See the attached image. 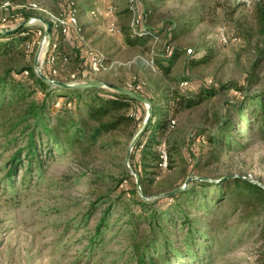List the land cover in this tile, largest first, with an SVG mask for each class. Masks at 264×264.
Returning <instances> with one entry per match:
<instances>
[{"label":"rangeland","instance_id":"1","mask_svg":"<svg viewBox=\"0 0 264 264\" xmlns=\"http://www.w3.org/2000/svg\"><path fill=\"white\" fill-rule=\"evenodd\" d=\"M66 1L0 0V26L15 28L27 21L24 26L43 34L45 25L37 18L54 22ZM69 1L79 10L80 32L65 40L73 49L65 43L68 62L56 65L61 78L56 81L83 83L77 75L96 56L103 66L91 75L89 83H105L143 95L152 101L153 125L168 121L158 147L167 165L149 170L154 175L146 176L153 182L145 184V199L165 196L182 187L189 177L215 181H205L215 185L241 177L264 185V137L254 119L253 104L245 113H238L247 94L264 89V34L256 17L258 4L264 10V0H134L132 6L128 0ZM28 4L40 10L27 8ZM108 5L114 13L107 12ZM127 9L132 11L130 17ZM90 11L96 17H90ZM112 25L119 33L108 31ZM142 31L144 35L136 34L135 40L129 36ZM233 37H237L236 42L228 40ZM46 38L38 57V67L43 70H48L43 63L49 47ZM64 39L56 36L58 42ZM41 40L33 48L27 43L28 58L22 50L24 43L15 44L8 56L0 55V79L7 70L12 74L13 69L33 67ZM197 61L200 63L195 66ZM72 74L75 79H71ZM184 80L186 84H182ZM175 90L186 98L199 99L198 104L171 115L164 98ZM2 98L0 93V101ZM146 112L144 104L132 105L130 114L140 122L136 133ZM142 114L144 119L138 121ZM228 114L237 125L222 138L226 145L231 137L229 145L213 156V146L207 144L206 137L221 128ZM132 139L123 131L110 135L103 150L86 155L75 151L42 154L40 166L30 174L23 164L8 179V161L23 142L8 144L0 129V264H131L134 238L139 240L146 229L130 197L135 177L127 166L132 169L133 148L127 163L125 157ZM124 169L132 178L125 176ZM139 189L142 194L140 184ZM204 190L209 195L205 201L217 197V186ZM225 203L210 206L207 212L201 209L203 222L217 217L212 238L209 242L200 234L195 252L191 250L174 264H264L261 220L239 222L240 209ZM106 209L111 212L96 239L94 229ZM157 257L161 264H167L165 251H159Z\"/></svg>","mask_w":264,"mask_h":264},{"label":"trees","instance_id":"2","mask_svg":"<svg viewBox=\"0 0 264 264\" xmlns=\"http://www.w3.org/2000/svg\"><path fill=\"white\" fill-rule=\"evenodd\" d=\"M67 1L64 3L65 7L70 2ZM130 10L125 11L129 17L132 15ZM27 15L22 16L26 19ZM256 17L264 34V10L261 4H258ZM126 28L129 31V27ZM11 29L14 28L0 26V55L6 57L16 47L15 44L24 43L26 48L22 50L24 56L28 58L29 45L31 44V48L36 46L40 39L37 34L40 30L29 26L14 31H10ZM70 36L71 34L65 36L61 42L57 41L59 51L63 54H65V43L72 48L69 42H65ZM129 36L133 40L136 39L134 35ZM228 40L236 42L237 37ZM50 41H56L54 33L50 36ZM199 63L200 61H197L194 65ZM41 70L49 80L55 81L56 78L60 80L58 75L50 74L49 68L48 70L41 68ZM167 70L165 68L166 72ZM12 72L11 74L7 70L0 79V93L3 95L0 101V129L3 130L8 144H15L18 140L23 144L8 161L6 172L8 179H11L15 170L23 164H26V171L30 174L34 167L40 166L42 154L75 151L80 155H86L89 152L103 150L109 145L108 137L114 133L127 131L129 138L132 139L137 127L140 126V122L135 120L130 110L134 104L140 107L143 104L117 91L103 87L73 90L48 84L38 77L32 65L18 71L13 69ZM142 97L152 105L149 98L143 95ZM164 100L165 106L171 109V115L189 109L199 102V99L186 98L185 94H180L178 90L172 91L171 96L165 97ZM251 103L254 119L258 121L259 132L264 137V89L258 94H247L238 113H245ZM144 116V114L140 115L138 121H142ZM153 117L151 112L149 122L130 155V166L137 173L142 194L147 198L145 184L152 183L153 179L146 176L154 175L149 171L150 169L160 168L158 147L161 136L168 130V121H161L154 126ZM224 119L221 128L215 134L210 133L206 137L207 144L213 146L212 155L229 145L231 137L226 141V145L222 138L231 134L230 131L237 125L232 122L230 114ZM124 174L127 178H132L125 169ZM207 186H217V197L209 201H205L209 196L204 190ZM226 195H228L227 199ZM130 197L133 198L138 218L143 219L146 224V229L139 240L134 238V234L132 249L134 257L131 264H161V260L157 257L159 251L168 254L165 258L167 264H174L173 261L177 262L191 250L195 252V244L199 243L200 234L202 238H209L210 242L217 217L209 221L207 219L205 223L201 219L202 213L207 212L210 206L218 207L223 202L240 209L237 216L239 222L249 224L255 219L261 220L260 239H264V190L239 177L227 178L216 185L194 180L187 189L179 193L153 200L143 199L133 183ZM202 208L204 212L201 211ZM110 212L111 209H106L95 227L93 236L96 239L101 236V230ZM94 237L90 241L89 248Z\"/></svg>","mask_w":264,"mask_h":264},{"label":"built area","instance_id":"3","mask_svg":"<svg viewBox=\"0 0 264 264\" xmlns=\"http://www.w3.org/2000/svg\"><path fill=\"white\" fill-rule=\"evenodd\" d=\"M128 3L130 6H132L134 3V0H128ZM27 6H28L27 8H31L34 10H40L39 7H37L35 4H28ZM3 7L7 8L8 3H5L3 5ZM107 12L109 14L114 13V8L111 5H108L107 6ZM78 13H79V10L73 2L70 1L69 3H67L65 9L61 13H59V15L57 16V18L54 22L50 23L48 21V23L50 24V27H51V35H52V33L55 34V37L58 35L65 37L69 34L78 35L80 32L79 22H78V18H79ZM89 15H90V17H93V18L96 17V14L94 11H90ZM108 31L111 34L119 33V29L115 25H112L108 29ZM42 32L43 31H39L37 34L40 36V38L42 37L41 42L43 43L45 41L46 37H44V33L42 34ZM136 34H138L140 37V36L144 35V32L142 31L140 33L139 32L135 33L134 36H136ZM145 34L146 35L149 34V36H152L150 34V32H147ZM50 36L48 38H46V39H49L48 40L49 47L45 52L43 63L46 67L49 68L50 74L52 76H57L58 71H57L56 65H60V66L65 65L68 62V57L59 51L57 41H50ZM220 37H221L222 42L225 43L226 42L225 36H224L222 30L220 31ZM235 40L236 39H234V41ZM189 53H190V51H189ZM102 66H103L102 60L96 56H92L88 62V65L86 66V68L83 71H80L79 75H77V77L80 81H83V83H89V79H90L91 75L99 72L100 69L102 68ZM40 70H41V68H40ZM41 72H42V70H41ZM25 74H27V73L25 72ZM70 77H71V79H75V75H73V74ZM83 83H81V84H83ZM182 84H186V82L182 83ZM170 124L172 127V125L174 124V121L171 120ZM158 165L160 168L166 167L167 162H166V158L164 156L160 157Z\"/></svg>","mask_w":264,"mask_h":264},{"label":"water","instance_id":"4","mask_svg":"<svg viewBox=\"0 0 264 264\" xmlns=\"http://www.w3.org/2000/svg\"><path fill=\"white\" fill-rule=\"evenodd\" d=\"M37 19L39 21H41L45 25L44 37H49L51 35V27H50V24L47 21H45L44 19H42V18H37ZM26 23H27V21H24V22L20 23V25H18L16 28L11 29L10 31H14V30H16L18 28H21ZM41 46H42V42L39 43L37 52L35 54V59H34L33 67H34V70H35L36 74L38 75V77H40L42 79L43 82L48 83V84H52V85H56V86H61V87L67 88V89H73V90H76V89L79 90V89L99 88V87L108 88L110 90L117 91V92H119V93H121V94H123V95H125L127 97H130L132 99H135V100L141 102L142 104H144L147 107V112H146V117L144 119V124H143L142 128L133 137V139H132V141H131V143L129 145V149H128V152H127L126 157H125V162L127 163L131 149L133 148V146L135 145V143L137 142V140L141 136L143 130L147 126V124L149 122V119L151 117V108H150L149 101L146 98H144V97H142V96H140V95H138V94H136L134 92L128 91L126 89H123V88H120V87H117V86L105 84V83L98 82V83H83V84H66V83H63V82H60V81H56V80L55 81L49 80L46 76H44V74L41 72L40 68L38 67V57H39V54H40ZM127 169L130 170V172L134 175L136 188L138 189V191L140 193V196L143 199H145V197L141 194L140 189H139V178H138L137 173L134 172L132 169H130L128 166H127ZM239 178H241V177H239ZM194 179L195 178H193V177L187 178L185 180V182H184V184H183L182 187L177 188V189H174L173 191L168 192V193H165L164 195L165 196H169V195H172V194H175V193H179V192L185 190L188 187L189 182L191 180H194ZM198 179L199 180H204V181L215 182V181H211V180H208V179H205V178H198ZM241 179L247 180V181H249V182H251L253 184H256V185H258L259 187H261L264 190V185H262L260 183L251 181V180L246 179V178H241Z\"/></svg>","mask_w":264,"mask_h":264},{"label":"crops","instance_id":"5","mask_svg":"<svg viewBox=\"0 0 264 264\" xmlns=\"http://www.w3.org/2000/svg\"><path fill=\"white\" fill-rule=\"evenodd\" d=\"M61 79V78H60Z\"/></svg>","mask_w":264,"mask_h":264}]
</instances>
